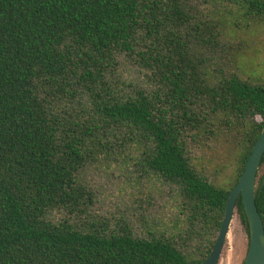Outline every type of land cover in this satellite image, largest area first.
I'll list each match as a JSON object with an SVG mask.
<instances>
[{"label": "trees", "instance_id": "1", "mask_svg": "<svg viewBox=\"0 0 264 264\" xmlns=\"http://www.w3.org/2000/svg\"><path fill=\"white\" fill-rule=\"evenodd\" d=\"M227 1L264 18V0ZM198 5L0 0V264H202L215 241L189 259L165 238L49 218L59 207L83 210L89 191L78 174L90 158L88 144L112 137L141 147L150 168L181 188L190 227L200 222L219 231L229 191L264 124V86L210 68L223 51L220 23ZM123 54L151 61V95L142 88L118 95L106 85L107 69ZM69 92L88 98L98 112L91 122L55 108ZM197 135L212 153L208 168H233L227 189L193 166L187 143ZM263 177L257 172L255 204L264 225ZM235 208L249 245L240 195Z\"/></svg>", "mask_w": 264, "mask_h": 264}, {"label": "rangeland", "instance_id": "2", "mask_svg": "<svg viewBox=\"0 0 264 264\" xmlns=\"http://www.w3.org/2000/svg\"><path fill=\"white\" fill-rule=\"evenodd\" d=\"M188 1L193 6L199 3L201 13H210L219 19L223 51L214 57L210 68H221L225 74L234 73L250 84L264 86V18H251L239 5L227 0ZM150 62L136 55L119 56L117 64L107 69L106 85L118 95L132 94L136 88L151 95L156 86L155 69ZM60 107L69 113L79 112L87 122L98 113L83 94L73 97L70 92L65 93L55 104V108ZM104 135L99 137L106 139ZM209 143L214 145L210 139ZM203 144L198 135L197 141L187 143L193 166L198 173L227 189L234 180L233 168L227 165V169L221 168L218 172L208 168L212 164L208 161L212 153L207 152L208 147ZM88 147L90 158L78 174L89 191V196H83L86 199V205L82 206L84 211L55 208L49 214L50 220L68 219L78 227L89 221L105 233L126 229L140 238H165L189 259L197 258L200 251L215 241L216 230L209 232L200 222L193 227L188 225L189 209L183 203L181 188L150 168L141 147L112 137L99 147L91 144ZM262 173L264 164L258 170V175ZM247 247V233L235 210L217 264H243Z\"/></svg>", "mask_w": 264, "mask_h": 264}, {"label": "water", "instance_id": "3", "mask_svg": "<svg viewBox=\"0 0 264 264\" xmlns=\"http://www.w3.org/2000/svg\"><path fill=\"white\" fill-rule=\"evenodd\" d=\"M264 154V124L260 136L254 142L245 167L236 184L229 191L223 219L214 245L202 264H217L232 220L238 196H241L243 208L249 226V246L243 264H264V225L255 204L256 175ZM264 184V177L261 185Z\"/></svg>", "mask_w": 264, "mask_h": 264}, {"label": "flooded vegetation", "instance_id": "4", "mask_svg": "<svg viewBox=\"0 0 264 264\" xmlns=\"http://www.w3.org/2000/svg\"><path fill=\"white\" fill-rule=\"evenodd\" d=\"M249 246V245H248ZM248 250V249H247ZM244 263V262H243Z\"/></svg>", "mask_w": 264, "mask_h": 264}]
</instances>
